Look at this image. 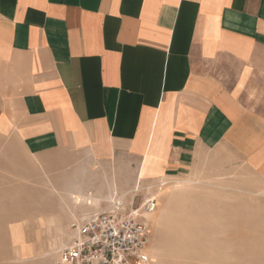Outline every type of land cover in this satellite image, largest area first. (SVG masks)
I'll return each mask as SVG.
<instances>
[{
    "label": "crops",
    "instance_id": "obj_1",
    "mask_svg": "<svg viewBox=\"0 0 264 264\" xmlns=\"http://www.w3.org/2000/svg\"><path fill=\"white\" fill-rule=\"evenodd\" d=\"M224 149L264 177V0H0V246L7 181L130 186Z\"/></svg>",
    "mask_w": 264,
    "mask_h": 264
},
{
    "label": "rangeland",
    "instance_id": "obj_2",
    "mask_svg": "<svg viewBox=\"0 0 264 264\" xmlns=\"http://www.w3.org/2000/svg\"><path fill=\"white\" fill-rule=\"evenodd\" d=\"M77 167L50 175L53 181L6 182V218L15 206L23 219L19 230H6L0 264H55L72 221L111 200L138 207L147 199L155 205L144 216L146 264H264V177L234 151L213 150L192 172L149 182L136 177L123 187L110 167Z\"/></svg>",
    "mask_w": 264,
    "mask_h": 264
},
{
    "label": "built area",
    "instance_id": "obj_3",
    "mask_svg": "<svg viewBox=\"0 0 264 264\" xmlns=\"http://www.w3.org/2000/svg\"><path fill=\"white\" fill-rule=\"evenodd\" d=\"M154 205V199L138 207L131 201L111 200L99 211L75 219L55 264H146L143 251L150 228L144 216Z\"/></svg>",
    "mask_w": 264,
    "mask_h": 264
},
{
    "label": "bare ground",
    "instance_id": "obj_4",
    "mask_svg": "<svg viewBox=\"0 0 264 264\" xmlns=\"http://www.w3.org/2000/svg\"><path fill=\"white\" fill-rule=\"evenodd\" d=\"M162 185H165V184H162ZM146 216H147V215H145V217H146ZM150 239H151V238H149V242H148V244H147V247H146L145 250L143 251V254H144V255H145V253H146L147 248L149 247Z\"/></svg>",
    "mask_w": 264,
    "mask_h": 264
}]
</instances>
